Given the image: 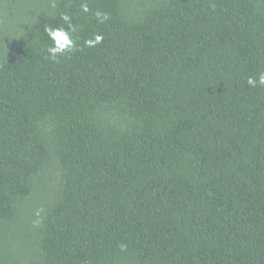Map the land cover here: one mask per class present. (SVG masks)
I'll return each instance as SVG.
<instances>
[{"label": "trees", "instance_id": "1", "mask_svg": "<svg viewBox=\"0 0 264 264\" xmlns=\"http://www.w3.org/2000/svg\"><path fill=\"white\" fill-rule=\"evenodd\" d=\"M261 73L264 0H0V264H264Z\"/></svg>", "mask_w": 264, "mask_h": 264}, {"label": "clouds", "instance_id": "2", "mask_svg": "<svg viewBox=\"0 0 264 264\" xmlns=\"http://www.w3.org/2000/svg\"><path fill=\"white\" fill-rule=\"evenodd\" d=\"M81 9L84 13L89 12L87 3L81 4ZM95 17L99 22L103 23L108 19L106 13L97 11L94 13ZM61 19L68 24V28L64 27H46L45 31L48 37L54 42L47 48L51 59L57 60L61 56L68 55L73 51L77 50L75 39L73 38V33L76 31L75 27L70 23V17L67 14L62 15ZM103 36L100 34L94 35V38L85 40V45L89 47H94L95 45L101 43ZM247 83L249 86L255 88L258 85H264V73L259 75V78L248 77Z\"/></svg>", "mask_w": 264, "mask_h": 264}]
</instances>
